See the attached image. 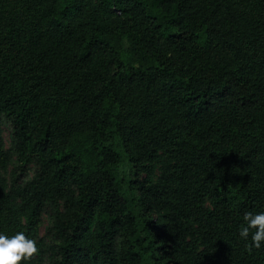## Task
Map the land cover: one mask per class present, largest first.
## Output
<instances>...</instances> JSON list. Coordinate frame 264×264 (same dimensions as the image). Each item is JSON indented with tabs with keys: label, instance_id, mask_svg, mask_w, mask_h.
Segmentation results:
<instances>
[{
	"label": "trees",
	"instance_id": "trees-1",
	"mask_svg": "<svg viewBox=\"0 0 264 264\" xmlns=\"http://www.w3.org/2000/svg\"><path fill=\"white\" fill-rule=\"evenodd\" d=\"M249 211L264 0H0V232L28 264H264Z\"/></svg>",
	"mask_w": 264,
	"mask_h": 264
},
{
	"label": "clouds",
	"instance_id": "clouds-1",
	"mask_svg": "<svg viewBox=\"0 0 264 264\" xmlns=\"http://www.w3.org/2000/svg\"><path fill=\"white\" fill-rule=\"evenodd\" d=\"M239 236L246 241L250 238L249 250L264 247V212H245ZM37 252V242L23 231L11 236L0 232V264H28Z\"/></svg>",
	"mask_w": 264,
	"mask_h": 264
},
{
	"label": "rangeland",
	"instance_id": "rangeland-1",
	"mask_svg": "<svg viewBox=\"0 0 264 264\" xmlns=\"http://www.w3.org/2000/svg\"><path fill=\"white\" fill-rule=\"evenodd\" d=\"M1 129H2V137H3V140L5 141L6 149L9 150L12 147L10 127L7 124H3L1 125ZM10 169L12 170V167ZM158 175H159V172L158 170H156V177H158ZM53 209L55 210L54 207ZM43 222H44V225H43V228L41 229V236H44L47 228H49L52 225V221L47 215L44 216Z\"/></svg>",
	"mask_w": 264,
	"mask_h": 264
}]
</instances>
